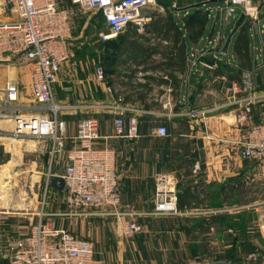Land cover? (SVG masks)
Instances as JSON below:
<instances>
[{
  "label": "crops",
  "instance_id": "0c3cea01",
  "mask_svg": "<svg viewBox=\"0 0 264 264\" xmlns=\"http://www.w3.org/2000/svg\"><path fill=\"white\" fill-rule=\"evenodd\" d=\"M61 7L75 12L71 19L72 36L65 42L71 54L63 65L65 79L62 84L58 79L54 90L55 96L56 90L58 95L63 94L60 102L70 106L61 114L67 122L65 151L52 160L50 142L46 144L39 169L42 173L48 171L43 175L44 184L48 182L49 205L40 211L0 212V246L31 231L34 223L42 219L48 226L76 230L94 238L97 254L91 264H191L198 258H206L204 264L215 260L264 264L261 241L264 234L253 235L249 230L242 233L245 214L212 212L226 202H238L241 205L238 208L242 209L248 198L245 182L248 166L235 146L238 130L229 123L234 114L227 105L226 93L232 82L240 80L244 70L254 71L256 83L264 81V33L255 32L242 14L227 36L225 31L230 24L225 27L217 15L235 7L224 0H156L143 9L142 26L130 23L119 37H114L124 42V51L116 58L117 71L113 73L105 64V79L100 81L96 68L85 77L78 76L79 61L73 59L74 45L89 24L83 15L87 9L80 11L71 0H62ZM95 12L99 13L101 23L98 22L101 28L97 31L100 38V33L108 28L102 12ZM203 14L204 23L199 21ZM33 67L25 54L0 58V106H4L5 86L16 82L20 94L14 106L19 112L25 115L49 112L31 98ZM141 70H144L141 77H136ZM119 96L130 107L125 115L126 124L131 116H138V137L116 136V115L97 107L98 103L116 104ZM193 110L200 114L202 110L208 112L204 117H191ZM88 116L97 118L100 124L96 147L108 145L115 152L121 192L119 211L134 213L126 219L136 221L142 228L127 243L123 224L120 222L119 226L116 220H111L115 216L107 223L96 219L91 229L85 220L74 223L67 215L65 186L61 190L55 185L67 166V151L75 145L77 124ZM161 125L167 126V136L154 133ZM13 128L10 114L0 118V129ZM18 142H23L25 148L28 143L40 144L43 149L37 141ZM11 144L1 139L0 155L8 153ZM13 150L23 154L21 148ZM33 151H38V147ZM1 160L6 162L4 158ZM161 172H171L176 178L180 214H149L155 207V176ZM46 198L44 195L43 199ZM246 239L251 248L248 245L245 249ZM254 252L257 259L249 260V254ZM0 264L6 263L0 258Z\"/></svg>",
  "mask_w": 264,
  "mask_h": 264
},
{
  "label": "built area",
  "instance_id": "2783aa9c",
  "mask_svg": "<svg viewBox=\"0 0 264 264\" xmlns=\"http://www.w3.org/2000/svg\"><path fill=\"white\" fill-rule=\"evenodd\" d=\"M62 0H0V58L7 54H25L33 63L31 98L41 108L49 112L25 115L19 112L14 102L18 100L20 85L8 82L4 88V106H0V118L8 117L14 121L11 131L0 129V140L37 141L44 148L50 142L49 155L53 160L65 151L67 122L61 114L70 106L56 100L55 83L63 65L70 58L65 42L70 40L74 11L61 7ZM239 8L258 33H264L260 24L264 0H224ZM80 11L86 9L102 12L107 32H101L103 41L123 33L130 23L143 25V9L156 0H71ZM176 7V4H173ZM142 72H138V74ZM97 80L105 79L101 66L96 67ZM226 100L229 110L234 114L233 121L238 130L235 146L241 158L257 164L260 186L264 192V121L253 122L256 106L264 108V90L258 89L255 74L244 70L240 80L227 88ZM97 107L116 115L115 135L118 137H138V116L133 115L126 124L125 115L130 107L118 103H98ZM208 110L190 113L191 117L206 116ZM264 114V109H263ZM99 121L93 116L82 118L77 124L73 137L75 145L67 151V166L62 177L65 181V202L71 211L78 215L116 217L127 220L128 215L119 211L121 205L120 179L115 166V152L110 146L98 148L95 141L100 138ZM154 133L168 135L165 125L158 126ZM48 182L46 185V191ZM155 207L149 214L153 216L180 214L178 209L177 181L173 173L161 172L155 181ZM240 207V206H239ZM241 208V207H240ZM229 207L217 209L231 211ZM213 212V211H212ZM45 213H42L44 215ZM41 215V216H42ZM141 225L128 219L123 227L126 234L134 235ZM95 255L94 242L78 236L66 228H56L45 224L42 219L33 225L25 237L10 240L0 246V258L6 264H90ZM249 260L257 259L255 253ZM195 264H201L194 260Z\"/></svg>",
  "mask_w": 264,
  "mask_h": 264
},
{
  "label": "rangeland",
  "instance_id": "374dc122",
  "mask_svg": "<svg viewBox=\"0 0 264 264\" xmlns=\"http://www.w3.org/2000/svg\"><path fill=\"white\" fill-rule=\"evenodd\" d=\"M98 14L99 13L95 12V10H91V9H87L86 13L83 14L85 16V19L87 20L89 19V24L87 25V27H85L83 35H81V37L77 39V43L76 45H74V49H73L74 51L73 59L77 60V62L79 61L78 62L79 65L76 67V72L78 76L83 75L85 77L89 74V72L93 73L95 68L99 65L104 66V68L106 69L105 64L108 65L107 60L111 57L109 54V50L107 49V46L103 44V40L100 39L97 35V31L99 32L101 28L100 18L97 17ZM241 15H242L241 11L235 14V20H233V23L230 24L227 30L225 31V34L227 36H229L231 30L235 26V22L240 18ZM263 21L264 20H262V18L260 17V22ZM62 69L63 71L61 72L63 73L59 74L58 76V79L61 80L60 81L61 84L64 82L65 79L64 66L62 67ZM143 71L144 70L138 72H143ZM68 73H70L69 70ZM67 76L69 78L70 74H68ZM136 77H141V74L140 73L138 75L136 74ZM93 80L95 81V79ZM74 82H77V80L75 79ZM257 83H258L257 85L258 89L259 90L262 89L261 91H263L264 81H258ZM56 84L57 83H55V85ZM56 94H57L56 95L57 101L60 102L61 100H63L60 99V97H62L63 94H60L59 92L58 95L57 90H56ZM261 106H262L261 109H259V106H256L253 116V122L257 124L262 123L264 121V114H263L264 108L263 105ZM229 123L232 125L233 128L237 129L234 121ZM25 146L26 145L23 142L15 141L13 142V144L10 145V151L8 153H4L0 155V212L17 213L22 211L25 212H32L34 210L40 211L41 207L46 208L47 205H49L48 189L46 191L47 182L46 184H44L45 181L44 179L46 176L43 175V173H48V171L42 173L41 170L39 169L41 163L43 162L42 159L44 157V154L46 153L45 151L46 146L43 149H40V144L37 145L33 143H28L27 148H25ZM37 147H38V151L34 152L33 149H36ZM13 148H21L23 154H21L20 151L16 152L15 150H13ZM25 149L30 151H25ZM1 158L6 159V162H2ZM243 160L245 161V163H247L248 166L247 174H245V178H247V180L245 181L244 179V181L247 182L248 198L247 201L243 203L244 205L242 206L243 208L242 209L238 208V206L240 205V203L238 202H231V203L226 202L224 205L218 208H213L212 211L221 209V207L224 208L225 205L226 207L229 208L232 207L234 209L228 211L227 213L220 212L221 214L228 215L242 211L245 214V220L243 219L244 221L243 226L245 228L244 231L242 230V233L246 232L247 234L249 230L252 231L251 233L253 235H257L260 232L264 234V192L260 186V181H259L260 172L257 164L247 159H243ZM155 181H156V176H155ZM155 191L156 190L154 189V194ZM44 195L47 197L46 199H43ZM236 207L237 209H235ZM78 211L80 212V210ZM78 211H71V214H67V215L71 217L74 223L75 222L80 223L82 220H85L86 225L90 226V229L92 228V226H94L95 222L93 223V221H95L96 219H98L101 223H103L102 221H105V223H107L106 221L112 218L110 216L78 215L76 214L78 213ZM164 216H172V215H164ZM111 220L114 221L116 220V224H119V226L122 223L123 224L122 229H123L128 219L124 220L123 222L115 217V219H111ZM36 223H34V225ZM71 232L79 236H85V238L91 239L96 247V242H95L96 240L94 238L88 237V235H82L76 230L71 229ZM140 232L141 230L134 235L133 234L129 235L123 231L124 241L126 243L129 242L128 240H131L135 235L139 234ZM27 233L20 235L18 238L25 237ZM246 234L244 233L243 237H245ZM259 239H261V237H259ZM261 241L264 242V238H262ZM211 245L212 247H214L213 243ZM243 245L245 249L248 248V245H250L249 246L250 248L252 247L249 239H246L243 242ZM254 253L257 256V253L256 252ZM95 254H97L96 248H95ZM194 260H192L191 264H195ZM205 260L206 258L196 259V261H199L201 264H204L202 262H204Z\"/></svg>",
  "mask_w": 264,
  "mask_h": 264
},
{
  "label": "trees",
  "instance_id": "16d2710c",
  "mask_svg": "<svg viewBox=\"0 0 264 264\" xmlns=\"http://www.w3.org/2000/svg\"><path fill=\"white\" fill-rule=\"evenodd\" d=\"M199 21L204 23L206 21V15L205 14L200 15ZM119 36H120V34L117 37H119ZM123 43L124 42H119L118 39H114V38L103 41V44H105L107 46V49L109 50V54L111 56L107 60L108 61V69L110 71H113V73L115 70L117 71V67H118V59H116V58H117L119 52L124 51V44ZM99 66H101L103 68L104 73H105L104 66H102V65H99ZM106 68H107V65H106ZM134 71H136V70H133V72ZM109 83H111V81H109ZM240 220L242 221V218Z\"/></svg>",
  "mask_w": 264,
  "mask_h": 264
},
{
  "label": "water",
  "instance_id": "95a60500",
  "mask_svg": "<svg viewBox=\"0 0 264 264\" xmlns=\"http://www.w3.org/2000/svg\"><path fill=\"white\" fill-rule=\"evenodd\" d=\"M240 9L235 7V8H226L223 11H219L217 18L218 20H222L223 24L225 25V27H227L229 24L233 23L232 20V16L235 12H239ZM260 17L262 18V20H264V11L261 12ZM206 71L208 70V68L205 69ZM56 187H58L59 189H64L65 186V181L63 179V177H57L56 179V183H55ZM210 264H234L232 261L229 260H215L213 262H211Z\"/></svg>",
  "mask_w": 264,
  "mask_h": 264
},
{
  "label": "bare ground",
  "instance_id": "6f19581e",
  "mask_svg": "<svg viewBox=\"0 0 264 264\" xmlns=\"http://www.w3.org/2000/svg\"><path fill=\"white\" fill-rule=\"evenodd\" d=\"M3 123V122H2Z\"/></svg>",
  "mask_w": 264,
  "mask_h": 264
}]
</instances>
